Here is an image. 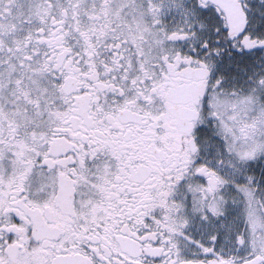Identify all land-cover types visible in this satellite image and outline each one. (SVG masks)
Segmentation results:
<instances>
[{"label": "snow or ice", "instance_id": "obj_1", "mask_svg": "<svg viewBox=\"0 0 264 264\" xmlns=\"http://www.w3.org/2000/svg\"><path fill=\"white\" fill-rule=\"evenodd\" d=\"M0 264H264V0H0Z\"/></svg>", "mask_w": 264, "mask_h": 264}]
</instances>
